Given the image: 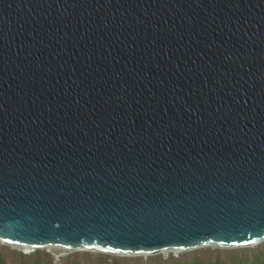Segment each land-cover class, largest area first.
Here are the masks:
<instances>
[{
  "label": "water",
  "instance_id": "1",
  "mask_svg": "<svg viewBox=\"0 0 264 264\" xmlns=\"http://www.w3.org/2000/svg\"><path fill=\"white\" fill-rule=\"evenodd\" d=\"M263 240L264 0H0L1 243Z\"/></svg>",
  "mask_w": 264,
  "mask_h": 264
},
{
  "label": "trees",
  "instance_id": "2",
  "mask_svg": "<svg viewBox=\"0 0 264 264\" xmlns=\"http://www.w3.org/2000/svg\"><path fill=\"white\" fill-rule=\"evenodd\" d=\"M249 247V246H246ZM219 248V247H211ZM239 248V247H238ZM222 249V248H220ZM235 249V248H228ZM0 264H127L118 260L86 261L75 257L64 256L61 260H55L52 255L44 249H35L29 253L10 246L0 245ZM133 264H143L139 260ZM144 264H264V244L256 247L254 251L245 250L241 253L227 251L225 255L216 253L206 256H192L184 258L179 255H168L163 258L151 257L149 262Z\"/></svg>",
  "mask_w": 264,
  "mask_h": 264
},
{
  "label": "rangeland",
  "instance_id": "3",
  "mask_svg": "<svg viewBox=\"0 0 264 264\" xmlns=\"http://www.w3.org/2000/svg\"><path fill=\"white\" fill-rule=\"evenodd\" d=\"M264 244V240L261 241L260 243L249 246V247H237L235 249H228V248H211V247H200L188 251H182V252H167V253H154L150 255H134V256H126V255H116V254H110V253H102V252H97V251H67L63 249H58V248H49V249H44L45 251L49 252L52 257L55 260H61L62 257L64 256H70V257H75L80 260H83V262L86 261H99V260H106V261H113V260H118L127 264H133L136 261H140L141 263H146L150 261L151 257H157V258H163L168 255H179L184 258H190L192 256H206L208 254L214 255L216 253H220L222 256L225 255L227 251H236V253H241L242 251L245 250H251L254 251L257 246ZM1 246H4L6 244H3L0 242ZM10 246V245H8ZM11 249H14L16 247L10 246ZM19 249V248H17ZM21 250V249H20Z\"/></svg>",
  "mask_w": 264,
  "mask_h": 264
}]
</instances>
